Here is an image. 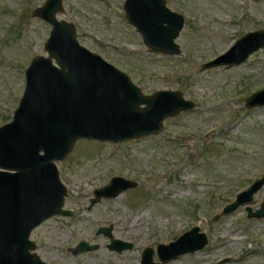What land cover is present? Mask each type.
Listing matches in <instances>:
<instances>
[{"label":"rangeland","instance_id":"obj_1","mask_svg":"<svg viewBox=\"0 0 264 264\" xmlns=\"http://www.w3.org/2000/svg\"><path fill=\"white\" fill-rule=\"evenodd\" d=\"M45 1L0 0V126L19 106L32 59L48 55L52 26L33 15ZM124 3L63 0L58 18L73 23L81 44L144 94L180 90L196 105L167 118L158 135L123 143L79 140L57 161L68 189L64 207L73 215H56L34 229L36 252L50 264H141L146 247L157 249L199 226L209 244L162 264H264V218L247 211L261 207L264 187L252 202L215 220L264 176V106L246 107L247 97L264 89V48L241 63L205 66L248 32L264 30V0H166L185 18L177 56L151 51L127 21ZM116 176L137 186L92 205L95 190ZM107 227L132 247L110 249L111 237L99 233ZM81 241L97 248L78 254Z\"/></svg>","mask_w":264,"mask_h":264},{"label":"water","instance_id":"obj_2","mask_svg":"<svg viewBox=\"0 0 264 264\" xmlns=\"http://www.w3.org/2000/svg\"><path fill=\"white\" fill-rule=\"evenodd\" d=\"M124 11L151 51L170 56L182 53L176 39L185 18L171 10L166 0H125ZM63 12V0H46L33 10L34 16L52 26L45 43L48 55L32 59L19 106L12 120L0 126V264H50L36 252L31 235L56 215H73L64 207L68 189L57 161L64 160L79 140L123 143L158 135L167 118L196 105L180 90L144 94L125 72L81 44L76 26L58 18ZM261 48L264 30L251 31L205 66L241 63ZM261 106L264 89L246 99L249 109ZM136 186L133 180L113 177L109 184L95 190L91 203ZM263 187L264 176L238 193L215 220L252 202ZM247 211L251 218H264V202L255 211L248 206ZM99 233L111 237L112 250L122 252L132 247L131 242L115 239L112 227L101 228ZM208 243V235L194 226L157 249L146 247L141 264H161L200 251ZM96 248L81 241L76 253ZM156 253L159 261H155Z\"/></svg>","mask_w":264,"mask_h":264},{"label":"bare ground","instance_id":"obj_3","mask_svg":"<svg viewBox=\"0 0 264 264\" xmlns=\"http://www.w3.org/2000/svg\"><path fill=\"white\" fill-rule=\"evenodd\" d=\"M148 212V210H144L141 211L136 217L135 220H142L144 218V216H146V213Z\"/></svg>","mask_w":264,"mask_h":264},{"label":"flooded vegetation","instance_id":"obj_4","mask_svg":"<svg viewBox=\"0 0 264 264\" xmlns=\"http://www.w3.org/2000/svg\"><path fill=\"white\" fill-rule=\"evenodd\" d=\"M208 238H209V237H208ZM208 244H209V243H208ZM190 254H191V253H190ZM172 260H173V259H172ZM170 261H171V260H170ZM167 262H169V261H167ZM167 262H162V263H167ZM162 263H161V264H162Z\"/></svg>","mask_w":264,"mask_h":264}]
</instances>
